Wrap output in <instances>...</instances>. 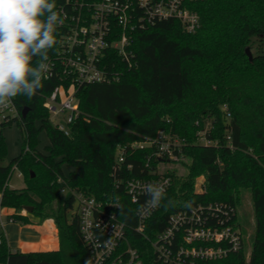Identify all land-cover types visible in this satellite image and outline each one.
Here are the masks:
<instances>
[{"label": "trees", "instance_id": "obj_1", "mask_svg": "<svg viewBox=\"0 0 264 264\" xmlns=\"http://www.w3.org/2000/svg\"><path fill=\"white\" fill-rule=\"evenodd\" d=\"M64 3L56 0L57 9ZM188 7L199 15L196 31H186L175 18L137 27L132 31L134 66H125L112 52L110 62L122 69L118 81L76 86L80 114L68 125V134L53 124L46 105L61 83L55 70L47 77L44 74L43 88L32 99H15L20 117L0 126V209L19 212L32 206L30 214L39 219L47 218L45 211L52 210L59 248L13 250L0 229V263L88 264L90 251L82 240L78 217L69 214L74 193L82 192L103 203H118L115 209L126 223L127 237L138 248L142 264H162L151 243L135 231L139 202L131 200L126 181L165 174L171 184L149 219L147 233L153 236L162 230L171 213L202 205L208 206V212H231L245 235L237 192L248 188L255 212L252 247L249 250L244 240V249L229 258L243 262L249 250L248 264H264V54L253 60L246 55V47L252 48L251 36L264 40V0H197ZM62 31L57 29L49 63L57 54ZM15 122L21 128L23 147L4 165L3 129ZM42 130L49 138L43 151L37 149ZM161 130L181 140L180 150H175L177 159L170 162L181 161L184 174L159 164L152 145L132 146ZM199 132L210 143L202 142ZM118 146L125 147L126 159L120 164ZM64 164L74 170L66 174ZM14 168L24 175L23 188L7 184ZM200 176L204 181L197 190ZM216 205L222 210H216ZM10 218L28 221L16 213Z\"/></svg>", "mask_w": 264, "mask_h": 264}, {"label": "built area", "instance_id": "obj_2", "mask_svg": "<svg viewBox=\"0 0 264 264\" xmlns=\"http://www.w3.org/2000/svg\"><path fill=\"white\" fill-rule=\"evenodd\" d=\"M192 1L197 0H65L58 8L63 19L58 26L63 30L58 51L54 60L48 62L50 67L45 70V77L53 70L59 74L61 83L48 96L46 105L53 116L67 112V117L64 122L53 124L68 134V125L80 114L75 94L77 85L120 79L122 69L109 60L112 52L125 66H134L132 31L137 27L144 28L157 19L175 18L186 31H196L200 18L188 7ZM17 117L20 112L14 100L12 106L0 110V126ZM198 134L202 142L210 143L204 132ZM181 144L177 136L161 130L154 138L134 142L132 146L152 145L153 155L164 165L177 159L175 150H180ZM117 150L120 164L126 159L125 147L118 146ZM170 184L171 177L165 174L126 181L131 200L139 202L135 231L151 243L157 259L162 264H215L228 258L227 264H248L249 250L243 262L229 258L230 254L244 249L245 240L231 212H208V206L198 205L171 213L165 227L153 236L146 232L149 219L157 209L148 204L152 198L148 188L150 185L162 187L165 193ZM74 195L78 202L74 214L79 220L82 240L90 251L88 264H142L138 248L127 237L126 223L115 209L119 204L103 203L82 192ZM215 209L220 211L222 207L216 205Z\"/></svg>", "mask_w": 264, "mask_h": 264}, {"label": "clouds", "instance_id": "obj_3", "mask_svg": "<svg viewBox=\"0 0 264 264\" xmlns=\"http://www.w3.org/2000/svg\"><path fill=\"white\" fill-rule=\"evenodd\" d=\"M62 23L56 0H0V110L17 97L32 99L43 88ZM148 191V204L158 208L164 189L150 185Z\"/></svg>", "mask_w": 264, "mask_h": 264}, {"label": "rangeland", "instance_id": "obj_4", "mask_svg": "<svg viewBox=\"0 0 264 264\" xmlns=\"http://www.w3.org/2000/svg\"><path fill=\"white\" fill-rule=\"evenodd\" d=\"M249 42L251 43V51L253 56L255 57H262L261 54H264V40L260 39L256 35L251 36L249 38ZM243 60V59H242ZM260 61L258 60V63ZM50 117L53 123L62 121L64 122L67 117V112L60 113L58 116H53L50 113ZM38 124V122H37ZM3 134L5 136L6 144H7V156L3 160L2 164L7 165L10 163V161L19 155V153L22 150L23 147V137L21 133V128L17 122H15L12 125H8L3 129ZM49 144V138L47 135L46 130H42L39 132L38 135V144L37 149L44 150V147ZM186 160V159H185ZM163 167H171V168H178V174H184L186 172V168L181 164V161L176 162H168L167 164H164ZM64 171L66 174H68L70 171L74 170L73 167L68 166L66 164L63 165ZM20 170L14 168L12 171L11 178L7 182L8 186L11 188H23L25 186V178L24 175L21 173L19 175ZM204 181V177L200 176L196 179L195 188L197 190L200 189L201 183ZM64 193L66 190L63 191ZM238 194V215H239V222L243 228V231L245 233V240L247 243V248L250 250L252 247L254 232H255V212H254V205H253V199L250 189L248 188H240L237 192ZM78 202L76 201L74 204V208L69 213L70 215L74 214L77 211ZM33 210V208H32ZM31 211L26 210L25 208H22L19 210V212H26L30 214ZM45 212L48 213L47 218H53L51 215L53 214V211L50 209H47Z\"/></svg>", "mask_w": 264, "mask_h": 264}, {"label": "crops", "instance_id": "obj_5", "mask_svg": "<svg viewBox=\"0 0 264 264\" xmlns=\"http://www.w3.org/2000/svg\"><path fill=\"white\" fill-rule=\"evenodd\" d=\"M15 213L27 217L28 221H8ZM1 220L4 224H0V229L11 249L22 252L58 250V230L53 218L39 219L26 212H16L13 208L4 207L0 209Z\"/></svg>", "mask_w": 264, "mask_h": 264}, {"label": "water", "instance_id": "obj_6", "mask_svg": "<svg viewBox=\"0 0 264 264\" xmlns=\"http://www.w3.org/2000/svg\"><path fill=\"white\" fill-rule=\"evenodd\" d=\"M246 55L250 60H253L254 56H253L251 48L249 46L246 47ZM26 113H27V109H24L22 112V115L25 116ZM32 208H33L32 206H25V209L28 211H31Z\"/></svg>", "mask_w": 264, "mask_h": 264}]
</instances>
